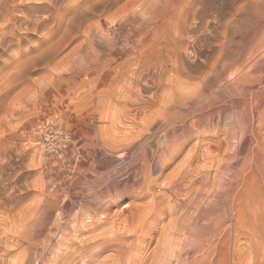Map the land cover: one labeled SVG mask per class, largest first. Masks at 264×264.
<instances>
[{
  "label": "rangeland",
  "instance_id": "1",
  "mask_svg": "<svg viewBox=\"0 0 264 264\" xmlns=\"http://www.w3.org/2000/svg\"><path fill=\"white\" fill-rule=\"evenodd\" d=\"M74 1L76 0H71V1L63 0L64 4L63 2L61 3L63 8L62 7L59 9L56 8L58 12L56 10H52L53 12H46V11L40 12L41 17L51 16V18H49L50 20H48L49 24H51L50 22L53 21V16L55 15L54 19L56 18L55 22L58 25L61 20L63 21L65 19L64 18V14L66 12L65 9L71 10L73 8L71 11L69 10V13L75 10V13L73 12L71 13L70 15L71 17L68 16L71 22L67 19L68 17L65 15L66 22L65 23L63 22L64 25L62 28V30L63 29L65 30L66 27L68 26V23L69 26L72 25L69 28H71L75 32L74 35L72 34L74 37L72 36L71 38H69L70 41L68 40V42L63 46V49L58 57L60 60L58 59L59 61L56 60L54 63H51L50 66L46 68V70L43 69L40 71L39 69H34L36 70L34 71L32 69L31 72L32 71L33 72L32 73L30 72L32 76L27 74L29 77L23 76V78H17V76L14 77L13 75L14 71L10 72L11 68L13 69L15 68V65L12 62H14L15 59L14 57H17V56H13L12 59L13 58L14 59L12 60L10 56L17 55V52L23 48L25 50L23 51L21 50L20 52H18V55L20 53L22 54V52L25 53L30 46L35 47L36 43L42 40L44 36H46L45 28H44L45 31L42 29L41 31H38V33H33L29 35L28 36L29 39L24 41V44L22 43L21 45H18L20 47L13 45L15 47L14 48L11 45L13 50L11 49L10 46L6 48H0L1 49L0 74H2L0 75L1 76L0 81L3 78L5 79L9 76L11 80L10 81L7 78L5 80V84H4V79L2 80L3 83L2 81L0 82L1 84H4V86L0 85V87L1 86L2 88L5 87V89L3 88L4 90L0 89V92L2 91V93H0V97L1 96L4 97L3 93H6L7 91L8 92L6 94H8L9 92L11 93L10 95L9 94L6 95L7 99L3 101V105L2 107H0V264H63V263L65 264V262L67 261L66 256L70 252L71 247L73 246L72 243L78 244V242L80 243L81 239L86 238L87 236H88L87 238L92 237L94 235L93 233H95V231H97L98 228H99L98 231L100 230L104 231L103 228L104 226L107 228L109 227L108 228L110 233L109 235H112L110 229L111 231H113L112 230L113 225L115 228V229L113 228L114 231H116L117 228H120L121 226L123 228L124 222H120L121 223L120 226L119 221H123L126 217H128V223H129L128 227H131L132 230L136 229L135 228L136 225L135 226L133 225L138 221V218H136L138 212L134 211L133 208L135 207V205L137 206V204L142 205L140 209L145 207L147 209V210L141 209L139 210V213L144 210L149 211L150 209L151 212H153L165 206L166 214L164 215V217L162 216L163 220L159 219L158 222L154 223L155 225L159 224L156 226L153 224L151 220L149 221L147 215L146 217H144V219L146 218L147 220V221L145 220L146 222L145 225L143 227L137 226L139 234L132 235L131 237L129 236L130 238L127 237L125 242L130 240V243L128 241V243H126L127 248L126 247L125 248L127 249L126 251L127 252L126 255L128 257L127 260L129 262L132 261L130 264H138L137 261H140L139 264H149V263L156 264V256L160 254V249L162 248L166 249L167 247L168 249L170 248L171 250L173 249L174 251L182 252V256L185 257H181L178 263H176V259L173 255L170 261L167 260V262H164L165 264L167 263L181 264V262H183L182 260H184L182 264H260L262 263L264 258V119H263V125L260 126L261 128L257 127L258 123L256 121L253 122V125L250 127L251 129L248 130V128L246 127L248 134L247 132L246 134H241L242 130L240 129L241 127H243V123L239 124V122L237 123V120H234L236 123L235 122H232L233 124L230 123L233 126L232 125L230 126L229 122L224 121L225 123L221 124L220 126L204 128L205 130V131L203 130L204 136H206V134L207 136L208 134H210L207 138V141L210 139L218 140L221 139V137L223 139L226 135L225 130L229 129L226 127H230V129L233 127L232 130L235 129V132L233 130L234 132L233 136L235 138L232 137L230 139V140L233 139L232 140L233 142L230 141V143L232 142L231 146L230 143L229 145L224 144L222 150H226V148L229 146H230L229 149H231L233 144L234 146L232 147L231 150L229 149L228 151L226 150L225 153L227 154L225 155L224 152H221L222 156H220L219 154L218 157H222V159L217 157L218 159L217 158L214 159L215 162L211 160L212 158L211 156L215 155L216 157L217 156L216 154L218 153L216 150H214L215 147L212 145L213 142L211 140L210 141L212 143L210 141L207 142L206 140L200 139V141H202L203 143L202 144L200 141L198 142L197 140L198 138H195L189 144V146L191 147L192 143L194 145L195 143L198 142L200 143L201 146L199 152L200 156L189 167L191 169H195L196 171L198 170L197 172L201 171L200 174L204 173L205 171L206 172L210 171L211 174L216 173V175L214 174H213L214 176L212 175L213 177L211 176L212 179L218 177L216 179L217 181L215 179L211 181L212 179L209 177L211 175L210 172L207 174L206 172L204 173L206 180L203 188L205 187L206 188L202 189V192L200 194L201 204H203L202 208H205L204 210H207L209 206L213 207L215 204L216 205L222 204V201L226 203L228 192L230 193L229 194L230 200L232 197H234L233 195L235 193L233 192H236L234 198H238L237 199L238 203L245 205V206L242 205L240 206L245 207L244 220L246 225L244 227L242 226V224H240L239 228H237L238 231L232 234L234 236L227 235V233L225 234L227 236H225L224 235L225 232L223 230L222 233L220 232L217 235L218 237L214 236V238L216 239L215 241V239L212 236L210 238L209 237L210 235L204 234L205 250H202L200 252L199 251L194 252L191 242L173 243L172 245L168 246V244H166L161 239V233L159 232L162 231L161 228L163 227V225L168 224L170 219L173 218L172 216H169V214L170 211L174 210L172 208L173 205L175 204L176 197H174L175 196L174 194L171 195V192L167 189L161 190L159 188V185L163 186L164 183H166L167 181V178L165 179L164 176L165 177H167V175L170 176L172 172H175V169H177L181 165L182 161L180 163L179 160H181L182 159L181 157H184V154L187 153L186 151L190 149L188 148L189 146L186 147L185 151L180 156L176 157L173 161H171V163L166 166L167 168H164L162 172H160L161 169L160 163L158 162L159 163L158 164L156 160H153L155 163L152 161V165L153 164L154 165L153 167H151L150 173H151V179L156 181V184L153 187V191L154 190L156 191L157 197L155 195L156 199L145 198L147 201L148 199L151 201L153 200L152 202L150 201L147 202L146 200H144V198L136 199L135 194L134 196L133 194H129V195L124 194L121 197V199H123L125 203L121 204L118 207L113 206L111 209H109L108 212H105V214H107L106 217L105 214L100 215L98 213L100 211L98 210L99 205H97L99 198H97L96 195H94L95 189L97 190L96 192L98 191L100 192L102 190L100 193H103V191L105 193V191L106 192L108 191L109 186H106L103 183L107 187L106 188L104 185H102L103 189L105 190H103L102 188L101 189L96 188L97 182L99 183L101 180H97L96 182V180L93 178L104 173L110 174L114 172L116 174V177L118 176V174L122 175V177L121 175H119V177L116 178V183L120 185L123 183L124 181L123 179H125L124 177H126L127 175V172L125 171L126 163L122 161L120 157L122 147H120L119 150L109 149L110 146L114 144L108 142L107 135L101 134V131L104 130L102 127L107 124H110V122L113 123V125L116 124L112 128L113 131L114 129L116 131L112 132V130H110L111 133L113 134L115 133L114 136L116 137L117 135L118 139H124L126 134H128L129 132L131 133L139 130L141 128L140 124L143 121L145 114H148L152 108H153L152 110L155 111L157 107L161 104L160 103L161 101H159L161 99L159 98L157 103H153L150 108L149 106L148 108L146 107V109L149 112L145 111L146 109H144L143 111L144 113L139 111L138 113H136V117L133 116L132 114L130 115L129 109L131 108L133 109L135 107L130 108L131 103L129 104L130 101L129 99L132 98V95L130 94L131 93L134 94L133 93L134 90L131 87L133 81L131 82L132 79L128 76L131 75L130 73L133 74V72L137 69V67L134 68V66H137L139 62L142 63L144 61L147 64L149 60L150 63L153 62L154 60V62L156 61L158 65H162L163 67H165L166 66L165 64L167 62L168 68L166 66L165 77L166 78L168 77V79L171 80L168 81L167 79L168 81L167 82L165 81L166 79L165 78L163 86H161L162 89L163 88L164 89L162 90L160 87V89L158 88L159 89L158 91V89L156 88L157 89L156 92L158 93V97H160V95H162L163 97L167 96L166 98H168V101L169 99L172 98L170 100L171 102H173V100L174 101L178 100L180 97L183 98L184 97L183 93L185 94V92L191 93L195 91L198 87V84L197 87H195L194 85L196 83H199L200 85L202 84L200 83V81H201V77L205 76L204 72L205 74L206 73L209 74L211 72L209 66L200 65L201 67H199L197 72H192L191 76L185 77L187 81L183 77L185 80L184 81L182 77H180L179 79L176 76L177 73L175 72V70L173 69L170 70L171 65L173 66L174 63L176 62H175V58H173L171 54L172 53L171 48H173V46L167 41L168 38L166 39V37L169 36L168 32H170V28L168 27L166 29H168L169 31L165 29L164 32H161V34L158 33L156 35L157 37L160 38L158 40L157 38H154L151 42L150 39L154 37L153 35H151L148 39V42L145 43L146 45L149 43L151 44L150 46H148L149 47L148 50L142 53L144 50L143 47H141V45L139 44V40H140V38L138 39L139 35L138 37H136L133 33V30L137 27V23L141 21L142 18L144 19L146 16L144 15V13L137 10L140 9V7H138L139 3H141L140 0L139 1L137 0L138 5H136L137 4L136 0H119L120 2L118 4H117L118 0H116L117 2L115 0H111L113 2L110 1L109 2L110 4L108 3L106 4V6L103 3L104 0H91V1L87 0V2L89 1L88 3H84L86 2V0L85 1L78 0V2L75 3ZM98 1L102 5L100 4L97 5ZM199 1L201 0H194V1L175 0L171 5L172 8L170 9L174 10L177 8L178 10L181 9L183 11V9L191 5V2L198 3ZM209 1L212 3L213 6L209 12V16H207L206 18L207 23L210 24H208V27L207 25H205V28L202 29V32L204 35H207L208 41L210 42V44L212 43L211 44L212 47L205 49L203 51L204 55L212 56V57L215 56L214 58L219 57L218 67L220 69L222 68L221 65L224 63L223 61H225V59L228 58L230 60L229 62L232 64V67L229 68V71L227 72L226 75L228 77V74L231 71H234L235 73L233 77L234 79H232L234 80L233 84L231 83L232 81L230 82V80H228L227 78L225 80L226 83L225 81L221 83L219 89H225L226 87L225 85L228 84V85H232V87H235V90L237 91V92L235 91V93L238 94L240 93L241 95L247 93V96L248 95L250 96L249 93H254V96L257 95L258 93L260 94L259 96H262L263 94L262 91L260 90L263 89L264 83H260V81L256 79H249L248 82H250L251 87L246 89V91L245 90L243 91V89L239 90V85H236L235 82L240 81L238 79L241 77V75L247 72L249 74H254L255 72L251 71V67L254 64L262 63V62L264 63V58H262L264 56V45L258 49V46H260L261 43L264 42V27L256 31L257 27H255V24H252L251 21L246 23L245 22L241 23L240 21L241 17H244L249 13L251 14L254 13L256 10L255 8H257L256 5L263 7L264 0H209ZM72 3L75 4L74 7ZM79 4L81 6L82 4L83 6H85L86 4L87 6L90 4L92 5H90L89 9H88L89 6L86 9L85 7L80 6L82 8L81 9L79 8ZM182 5H184L183 7L185 8H183ZM96 6H100L99 8L100 9L102 8V11ZM83 8L86 10V12ZM96 8L98 9V11H96ZM76 9L82 11L79 10L76 11ZM93 9L95 11H93ZM87 10L88 11L90 10V12H88ZM54 12H56V14ZM76 12L77 13L79 12V14H77ZM133 12H135L138 15L134 14ZM78 15L80 17H78ZM73 16H76L77 19L81 18V20L79 19L75 20L74 18L76 17ZM73 22L74 24L79 22V24H76L75 27L73 26V24H71ZM133 22L134 24H132ZM52 23L54 24V21ZM132 25H134V27ZM77 26L78 27L81 26L80 29ZM74 27L77 28L78 30L75 29ZM164 33L165 34L168 33V34L165 35ZM60 35H58V37ZM231 36L232 37L235 36L233 41H230ZM244 39L248 41L247 45L245 43L247 41H244ZM155 41L157 42L155 43ZM158 41L160 43L159 45L157 44ZM154 43L155 45H152ZM80 45L82 46L81 48H84V51L89 49L91 50V51L89 50L91 54L90 55L91 59H93L94 57L96 58L95 55L103 56L102 61L104 65L101 64L102 62H100V64L104 68L103 71H97L93 69L90 72L89 76H87L85 81L80 82L77 85L78 87L75 86L74 89L71 88V84L63 85V88L62 87L59 88L58 86L57 87L51 86L50 84L52 81L55 80L56 75L62 74L63 72L65 73L70 68L69 63L64 60L65 56L70 54L71 52H73L74 54L73 49L79 47ZM156 46L158 48H156ZM244 46H246V48ZM152 48L154 51L152 50ZM191 51H192L191 49L189 51H186L187 53L188 52L190 53L189 60L194 59L193 52ZM149 52H152V54ZM148 54H150L151 56ZM231 56L233 57L234 61L231 60ZM107 59L110 60L108 61ZM145 59H147L148 62H146ZM7 60L9 62H7ZM136 60L138 61V63H136ZM140 60H142V62ZM7 63L10 64L8 65ZM127 63L128 65H126ZM140 63L138 65L139 71L141 70L140 67L145 65L143 63L142 64ZM129 64L131 65L130 68H129ZM7 65L9 67V73L8 71L6 72L5 70L8 68ZM126 66L128 68H126ZM13 69H11V71ZM3 71L4 73L5 72L7 73V76L5 74V77H3L4 76ZM139 71L137 70L135 71L136 73L135 72L134 73L138 74ZM10 73L13 77L10 75ZM170 75L172 77L174 76V78L170 77ZM64 76H66V74H64ZM175 76L177 77L176 79L177 81L175 80L176 78ZM15 79H17V81ZM81 79H83V77ZM123 79L126 80V82ZM181 80L184 82H181ZM23 81H25V83ZM178 81L180 83H178ZM21 82L24 84L21 85ZM228 82H230L231 84H229ZM6 83L10 85L8 86ZM6 85L8 88L6 87ZM132 90L133 92H131ZM142 95L144 96L147 95L148 97H150V94H145L144 92H142ZM241 95L237 96L236 94V97L239 98ZM173 96H175L174 99ZM176 97L178 98L175 99ZM126 98L129 99L127 100ZM125 99L127 101H125ZM252 99L253 100L251 104L253 106L251 105V107L253 108L255 107L254 106L255 104H253L255 103V98ZM127 102L128 104H124ZM154 105L155 107L158 105L155 108V110H154ZM126 107L127 109H125ZM257 110H256L257 112H255L256 115L264 116V99H262L259 106H257ZM232 111L237 112V109H233ZM135 112L136 110H133L131 113H135ZM258 117L255 116V119H257ZM227 123L229 126L227 125ZM133 127L134 129L132 130ZM95 129L96 131L94 132ZM206 129L208 130V132ZM222 132L224 133L223 136L220 135ZM156 134H155L156 136L153 137V139L151 137L150 140L151 146L153 144L155 145L157 141L162 140L161 139L162 133L157 132ZM238 134H240L242 137ZM214 135H216V138L214 137ZM101 136L104 137L102 138ZM104 139L106 140L107 144H105L106 142L103 144V142L105 141ZM204 139H206V137ZM127 143L128 141H124V143L122 142L121 144H124V146H126ZM106 146L109 147L107 148ZM211 146L213 149H211ZM203 147L205 148L203 149ZM206 147H208L209 150H207ZM238 148L239 150H237ZM151 149L150 151H153V148ZM201 150L202 152L208 151L206 152L208 153V155L205 154L204 152L202 154ZM232 150L236 152V155L235 152H233ZM229 152H231L230 153L231 155L229 154L230 158L236 156V158H231V160L236 159L237 163L235 160L231 161L230 158H228L227 155ZM201 156L202 157L204 156V158H202ZM201 158L202 159L206 158V161L202 160ZM223 158L226 159L224 160ZM207 160H211V161L209 162ZM219 160L222 161L223 163L224 161H226L228 162V164L229 161H231L233 164H229L230 165L229 166L226 162L225 164H223L222 162L220 163ZM174 161L176 163H174ZM211 163L214 164L212 165ZM215 163L216 164L220 163V166L225 165V166H221V169H219L221 173H219L220 172L219 170L217 172V169L214 167L216 165ZM194 164H196L195 167ZM233 166L235 167V169ZM121 168L122 170H120ZM239 169H243L244 173ZM114 170H116L117 172ZM162 174L164 175L163 177ZM234 174H238V176L237 177L236 175L233 176ZM241 174H244L243 175L244 177H242L243 180L238 179L239 176L241 178L242 176ZM223 178L225 181L223 180ZM236 178L238 181H233L236 180ZM117 179H121L122 181ZM206 181H209V183L207 182L208 187ZM231 181H233V183L234 182L238 183V184L234 183L237 186L238 185L241 186L243 183L244 184L240 188L239 186L237 187L233 183H231ZM217 182L219 183V185ZM216 183H217V187L215 186ZM92 184L95 185L93 186ZM209 185L210 186L214 185V186L210 187ZM234 187L239 191L236 190ZM212 188L216 189V191L215 190L213 191ZM217 188H219L220 191ZM92 189L94 190V192H92L93 191ZM206 189L207 190L210 189L211 191H209V193L208 191H206L207 193H205L204 190ZM244 190L247 192L245 193ZM99 192L97 194H99ZM210 192L212 193L211 195ZM203 193L205 195L207 194V196H205ZM220 193L222 194L226 193V194H223L222 196V194ZM161 194H163L164 196L163 195L161 196ZM239 194H241L240 197H237L239 196ZM168 196L169 197L171 196V198L169 199ZM207 197L209 200L207 199ZM242 198H244L246 201L243 202L244 199ZM216 201H218V203H215ZM152 203L153 204L156 203L157 205L155 206ZM131 204L132 207L134 205L131 212L126 211L124 213L125 216L126 215L128 216L125 217L124 215H122V220L119 219V221H116V223H114V220L118 217L117 214L122 209L126 210L127 208H130ZM149 205L150 207L154 206V209L150 208ZM171 205L172 208L170 207ZM96 209L98 210V212ZM167 210L169 211L167 212ZM114 211L117 217L114 215ZM132 211L137 213L130 216ZM86 213H88V215ZM80 214L87 223L96 222V220L98 219V215L99 218L103 216L101 217L103 219L108 217L107 218L108 221L107 222L104 221L102 224L100 223L98 224V222H96L95 224H91V226L88 227L89 229L95 228L94 226L96 225L97 228L95 231L94 230L91 231L90 234L89 232L87 233V231L85 232L83 231L84 233L81 232L80 234L77 235L75 231L79 229V225L77 226L76 220L79 219ZM93 214L94 215L98 214V215L94 216ZM123 216L125 217L124 219ZM94 218L97 219L93 220ZM112 220L113 222L111 223ZM132 221H136V222H132ZM117 224H119L120 227H118ZM107 228L105 229L107 230ZM118 230L116 231V233H118L121 236H124L122 233L121 234L119 233V232H123V229L121 230L120 228ZM98 231L97 233H99ZM113 234L116 235L115 233ZM138 236L141 237L144 236L146 242L145 241L141 242L138 239ZM207 237L209 238L208 241H207ZM73 238H75V240ZM210 241L211 242L215 241L214 244L216 243L215 245L217 246L214 245L213 248L208 249L209 247L208 245ZM132 242L135 243L133 244ZM185 246L188 248V250H186L187 248ZM111 252L114 253L112 250ZM155 253L157 254L155 255ZM108 254H110V251H108ZM152 258L154 260L153 263L151 262L153 261Z\"/></svg>",
  "mask_w": 264,
  "mask_h": 264
},
{
  "label": "bare ground",
  "instance_id": "2",
  "mask_svg": "<svg viewBox=\"0 0 264 264\" xmlns=\"http://www.w3.org/2000/svg\"><path fill=\"white\" fill-rule=\"evenodd\" d=\"M110 1L111 0H104V2L103 1L102 2L106 6V4H108ZM174 1L175 0H147V1L146 0H143V1L140 0L141 3H139V5H138V2L136 0V3H137L136 5H138V7H140V9H137V10L142 12V13H144V15H146L144 19L142 18V20L137 23V27L133 30V33H134V35L136 37H138V35H139V37H138V39L140 38L139 44L141 45V47H143V50H144L142 53L146 52L148 50V48H149L148 46H150V44H151V43H149L147 45L145 44V43L148 42L149 37L151 35L154 36V37H152L150 39L151 42H152V40L154 38H157V40L160 39L156 35L158 33L161 34V32H164L165 29L168 27V28H170V32H168L169 36L166 37V39L168 38L167 41L173 46V48L170 47L172 49V53L171 54H172V57L175 58V62H176V63H174L173 66L171 65V68H170V70L173 69L177 73V75L176 74H174V75H176L179 79H180V77H182V78L183 77L184 78L185 77H189V76H191L192 72H197L198 71L199 67H201L200 65L209 66L211 73H209V74L206 73L205 74V72H204L205 76L201 77V81L199 80L200 83H202V84L200 85L199 83H196L194 85L195 87H197V84H198V87H197V89L195 91L191 90V91H193L191 93L185 92L186 96L183 93V95H184L183 98L180 97L178 100H176V101L173 100V102H171L170 100L172 98L169 99V101H168V98H166L167 96L163 97L162 95H160L161 94L160 93L159 94L160 97H158V93L156 92V90L158 88L160 89V87L163 86L164 79L166 78L165 77V71H166L165 69H166V66H167V62L165 64L166 66L163 67L162 65H158L156 61L154 62V60H153V62L150 63L149 59H148L149 62L147 61V59H145L146 62H148L146 64L144 61L142 62V60H143L142 59L140 61L143 64H145V65L144 66L140 65L142 67H140L141 70L139 71L138 65H139L140 62L138 63V61L136 60V63H138V65L134 66V68L137 67V69L135 71L138 70L139 73L135 74L136 72L134 71L135 73L134 72H133V74L130 73L131 74L130 75L128 73L129 71L127 72L130 75L128 77H130L132 79L131 82L133 81L131 87L134 90V92H133V90L131 91L134 94H132V93L130 94V95H132V98L131 99L128 98L130 100L129 104L131 103L130 104L131 105L130 108L131 107H135L133 109L132 108L129 109L130 115L132 114L133 116L136 117V113H138L139 111L143 112L144 109H146V107L148 108V106L150 108L153 103H157L159 98L161 99V100H159V101H161L160 102L161 104L159 103L160 105L159 106L157 105L158 107L156 106L157 107L156 110H155L156 107L154 105V110L155 111L152 110L153 108L151 109L152 111L150 110V112L146 109L145 111H148L149 113L147 112L148 114H145V117L143 118V121L140 124L141 128L139 130L135 131V132H131V133L129 132L128 134H126L124 139H118L117 135H116V137L114 136L115 133L114 134L111 133L110 130H112V132L116 131L115 129H114V131L112 129L113 126H115L116 124L113 125V123L110 122V124H107V125L102 127L104 130L101 131V134L107 135L108 136L107 137L108 138V142H111L112 144H114V145H111L109 149H112V150L113 149H115V150L118 149L119 150V148L122 147L121 148L122 151L120 153V157H121L122 161H124L126 163V167H125L126 170L125 171L127 172V175H126V177H124L125 179L122 178L124 181L120 185H118L116 183V178H118L119 175H121V174H118V176L116 177V174L114 172H112L110 174L108 173L109 175L107 173H104V174H101V175L96 176L95 178H93V179L96 180V182H97V180H101L99 183L97 182L96 188H99V189L102 188L103 189L102 185H104V184L106 186H109L108 187V191L107 192L105 191V193H104V191H103V193H100L102 191L101 190L100 192L98 191L99 194H97L98 193V192H96L97 190L95 189V192H94V190L92 189L93 190L92 192L95 193L94 195H96V197L99 198V201H98L97 205H99L98 210H100V211L98 212V210L97 209L96 210H97V212L100 215H104L105 212H108L109 209H111L115 204H117L118 201H117L116 196L114 194H120V197H122L124 194H128V195L129 194H133V196L135 194V196H136L135 198L136 199H143V198H144V200H146L145 198L154 199L155 195H156V191L155 190L153 191V187L156 184V181L151 179L150 169L154 165V164L152 165V161L156 160L157 163L158 162L160 163V165H161V166L159 165L161 167L160 172H162L164 170V168H167L166 166L169 165L171 163V161H173L176 157L180 156L185 151L186 147L189 146V144H190V142L192 140H194L195 138H198L197 139L198 142L200 141V139H203V140L207 141V138H208V136L210 134H208V136H207V134H206V136H204V132H203L204 128L217 127V126H220L221 124L225 123L226 121L229 122V124H230L232 122H235L234 120H237V123L238 122H239V124L243 123V127L240 126L241 127L240 130H242L241 134H246L247 128H248V130L251 129L250 127L253 125V122L256 121L258 123L257 127H260V126L263 125L264 116L263 115L262 116L256 115L255 112L258 111L257 110V106H259V104L261 103L262 99H264V87L262 86L263 89L260 90V91H262V94H263L262 96H259L260 94H258L257 92H256L257 95H255V96H254V93H249L250 96L249 95L247 96V93L243 94V95H241L240 93L239 94L235 93V91H236L235 87H232V85H228V84L225 85L226 86L225 89H219L221 83H223L227 78H228V80H230V82L232 81L231 83L233 84L234 80H232V79H234L233 78L234 75H235L234 71H231L228 74V77L226 75L227 72L229 71V68L232 67V64L229 62L230 60L227 58V59H225V61H223L224 63L221 65L222 68L220 69L218 67V64H219L218 58L219 57L218 58H214L215 56L212 57V56L204 55L203 51L205 49H208V48L212 47V45H211L212 43L210 44V42L208 41L207 35H204L203 32H202V29L205 28V25H207V27H208V24H210V23H207V19L206 18H207V16H209V12H210V10L213 7L212 3L209 0H203V1L201 0L198 3H195V2L192 3L191 2V5H189V7H187V8L183 7L184 5H182V7L185 8L182 11L181 9L178 10L177 8L174 9V10L170 9V8H172L171 5L173 4ZM62 2H63V0H0V48H6L8 46L11 47V45L12 46L13 45L18 46V45H21L22 43L24 44V41L29 39L28 38L29 35H31L33 33H38V31H41L42 29L44 30V28L46 29V32H45L46 36H44V38L42 37L43 39L40 40L39 42H37L38 44L36 43L35 47L34 46L33 47L30 46L28 48V50L26 49L27 51L25 53L22 52V54L20 53L19 55H18V52H20L21 50L22 51L25 50L24 48L19 50L18 52L16 51L17 55H12V56L9 55L11 57V59H12L13 56H17V57H14L15 59L13 58L14 62H12L15 65V68H14L15 70L10 67L11 69H13L12 71L10 69V72L14 71L13 72L14 77L17 76V78H23V76L25 77V76L31 75L30 72H31L32 69L33 70L34 69H39L40 71L43 70V69L46 70V68L49 67L51 63H54L56 60L59 59L58 57H59V55H60V53H61V51L63 49V46L68 42L69 38H71L75 34V32L71 28H69L70 26H72V25L69 26V23H68V26L66 27V29L62 30L63 25H64L63 22L64 23L66 22L65 21L66 20L65 15L68 17V16L71 15L72 12L75 13V10L69 13L70 9H65V11H66L65 14H64V18L65 19L63 18L64 19L63 21L59 20L60 22H59L58 25L55 22L56 18L54 19L55 15L53 16L54 24L52 23L53 21L50 22L51 24H49L48 20H50L49 18H51V16L49 15L50 17H48V16L41 17L40 16V12H42V11L53 12L52 10H56V8L59 9V8L62 7V4H61ZM64 2H66V1H64ZM64 2H63V4H64ZM75 2H78V0L74 1V3ZM88 2L86 0V2H84V3H88ZM111 2H113V1H111ZM119 2L120 1L118 0L117 4ZM188 2H190V1H188ZM68 3H70V2H68ZM74 3H72L73 7L75 6ZM80 4H79V8L85 7V9L88 6H89L88 9H89L90 5H92V4H90V5L87 6V4H86L85 6H83V4H82V6H81ZM99 4L100 3L98 1L97 5H99ZM77 5H78V3H77ZM100 5H102V4H100ZM105 6H104V8H105ZM256 6H257V8H255L256 10H255L254 13H252V14L249 13V14L245 15L244 17H241V20L240 19L239 20L241 21V23H243V22L246 23V22L251 21L252 24H255V27H257L256 31H258L260 28L264 27V6L263 7H260L258 5H256ZM96 7L99 8L100 6H96ZM108 7H107V9H108ZM68 8H69V6H68ZM91 8H93V7H91ZM78 10L76 9V11H78ZM100 10L102 11V8ZM79 11H82V10H79ZM93 11H95V10L93 9ZM96 11H98L97 8H96ZM212 11H214V10H212ZM85 12H86V10H85ZM88 12H90V10ZM54 13L56 14V12H54ZM133 13L136 14L137 11H136V13L135 12H133ZM77 14H79V12ZM60 15H62V14H60ZM136 15H138V14H136ZM80 16H81V14H80ZM80 16L78 15V17H80ZM73 17H76V16H73ZM59 19H61V18H59ZM67 19L71 22L69 17ZM74 19L76 20L77 17L74 18ZM79 20H81V18ZM223 23H225V22H223ZM71 24H73V26H75L76 24H79V22H77L76 24H74V22H73ZM132 24H134V22ZM132 26L134 27V25H132ZM80 27H78V28L80 29ZM75 29H77V28H75ZM166 30L169 31L168 29H166ZM168 33H166V34H168ZM164 34H162V35H164ZM212 34H215V33H212ZM58 35H60V36L58 37ZM158 36H160V35H158ZM234 38H235V36H233V37L231 36L230 37V41H233ZM244 41H247V40L244 39ZM156 42L157 41H155V43ZM155 43L152 44V45H155ZM169 43H167V44H169ZM245 43L247 45L248 41L245 42ZM157 44L158 45L160 44L159 41H158ZM243 44H244V42H243ZM263 45H264V42L261 43L260 46H258V49L261 48ZM27 46H28V44H27ZM76 46H78V45H76ZM10 47H9V50H10ZM18 47H20V46H18ZM81 47L82 46L80 45L79 47H76L75 49H73L74 50V54H73V52H71L70 54L65 56L64 60L69 63L70 68L65 73L63 72L64 74H66V76H64L63 73L59 74V75H56L55 76V80L52 81L51 84H50L51 86H56V87L58 86L59 88H61V87L63 88V85L71 84V88L74 89L75 86H77L80 82L85 81V79L87 78V76H89L90 72L93 69L97 70V71H103L104 68L101 65V64H103V61H102L103 56L102 55L101 56L95 55L96 58L94 57L93 59H91V57H90V55H91L90 51L91 50L89 49L90 51L89 50L84 51V48H81ZM244 47L246 48V46H244ZM156 48H158V47L156 46ZM170 48H168V49H170ZM245 48H243V49H245ZM11 49H12V47H11ZM188 49L189 50L191 49L192 50L191 52H193L194 59H192V60H189V58H190L189 54L190 53L186 52V51H189ZM17 50H18V48H17ZM152 50H153V48H152ZM152 52H149V53L152 54ZM9 54H10V52H9ZM168 54H170V53H168ZM148 55H150V54H148ZM232 55H233V53H232ZM141 56H143V55H141ZM229 57H230V55H229ZM167 58H169V57H167ZM262 58H264V56ZM231 60L234 61L232 56H231ZM167 61H169V60H167ZM7 62H9V61L7 60ZM100 62H102V63L100 64ZM160 62H161V60H160ZM5 63H6V61H5ZM136 63H135V65H136ZM142 63H140V64H142ZM8 65H7V67H8ZM126 65H128V63ZM10 66H12V65H10ZM130 66L131 65L129 64V68H130ZM2 67H4V66H2ZM105 67H106V65H105ZM126 68H128V67L126 66ZM167 68H168V66H167ZM7 69H5V70H6V72L8 71V73H9V67ZM34 71H36V70H34ZM251 71H254L255 73L258 72V73L255 74L253 72L254 74H249L247 72V73L241 75V77L238 79L240 81L235 82L236 85H239V90L243 89V91L244 90L246 91V89L251 87L250 82H248L249 79H256V80L260 81V83H264V63L263 62L254 64L251 67ZM6 72L4 73V71H3V75H4L3 77H5V74L7 76ZM0 75H2V74H0ZM10 75H11V73H10ZM201 75H203V74H201ZM82 77H83V79H81ZM128 77H126V78H128ZM170 77H172V76L170 75ZM177 77L175 78V80L177 79ZM7 78H8V80H10V76L7 77ZM7 78H5V79L3 78L4 79V84H5V80ZM172 78H174V76ZM184 78H183V80H184ZM167 79H168V77L165 79V81H167ZM15 80L17 81V79H15ZM170 80L171 79H168V81H170ZM185 80H186V78H185ZM25 81H23V82L25 83ZM124 81L126 82V80H124ZM184 81L181 80V82H184ZM235 81H236V79H235ZM230 82H228V83L231 84ZM2 83H3V81H2ZM8 83H9V81H8ZM8 83H6V84L8 85ZM24 83L21 82V85L24 84ZM31 83H32V81H31ZM178 83H180V82L178 81ZM225 83H226V81H225ZM4 84L0 83V85H2V86H4ZM7 85H6V87H7ZM189 85H190V83H189ZM2 86L0 87V89H3V88L5 89V87L2 88ZM182 86H184V85H182ZM13 89H14V87H13ZM159 89H158V91H159ZM161 89H162V87H161ZM9 91H10V89H9ZM142 92H144L145 94H150V97H148L147 95H145V96H147V97H145L144 95H142ZM247 92H249V91H247ZM0 93H2V91ZM6 93H3L4 96L8 95L10 92L8 94H6ZM236 94H237V96L238 95H241V96L239 98H237ZM133 95H134V97H133ZM251 95H252V98H255V103H253V104H255L254 105L255 107H253V108L251 107V105H252L251 103H252V100H253L251 98ZM174 97L175 96H173V99H174ZM177 98L178 97H176L175 99H177ZM126 99H125V101L128 100V99L127 100ZM124 104H128V102L124 103ZM122 108H123V106H122ZM125 109H127V107ZM233 109H237V112L236 111L233 112L232 111ZM133 110H136V112L135 113H131ZM255 116L256 117L259 116V117L257 119H255ZM232 124H230V126ZM227 125H228V123H227ZM137 126H139V125H137ZM238 127H239V125H238ZM226 128H229V129H226V130L224 129L226 135H225V137L223 139H222V137H221V139H218V140H215V139L211 140L210 139L213 142L212 145L215 147L214 150H216L217 153H218V154H216L217 155L216 157H215V155L211 156L212 157L211 160H213V162H215L214 159L217 158L219 154H220V156H222L221 152H224V155L227 154L225 152H226V150L228 151L229 147L231 146V143L233 142L232 141L233 139L232 140H230V139L232 137L235 138L233 136V133L235 132V129H233L234 130V132H233V130H232L233 127L231 129H230V127H226ZM133 129H134V127L132 128V130ZM95 131H96V129L94 130V132ZM260 131H258V132H260ZM157 132H161L162 133L161 134V136H162L161 139L162 140L157 141V143L155 145L153 144L151 146L150 145L151 137L153 139V137H155L157 135L156 134ZM207 132H208V130H207ZM223 134L224 133L222 132L220 135L223 136ZM247 134H248V132H247ZM238 135H240V134H238ZM246 136H248V135H246ZM205 137H206V139H204ZM214 137L216 138V135H214ZM211 138H212V136H211ZM210 140H208V141H210ZM124 141H128L126 146H124V144H121L122 142L124 143ZM230 141H232V142L230 143ZM105 142H106V140L103 142V144ZM198 142L195 143L194 145L192 143V146L188 147L190 149L187 150L186 151L187 153L184 154V157H181L182 159L179 160L180 163H181V161H182V163L177 169H175V172H172V174L170 176L167 175V177H165L162 174V177L164 176L165 179L167 178V181L164 179L166 181V183H164L163 186L159 185V188L161 190L162 189L163 190L167 189V190H169L171 192V195L174 194L175 195L174 197H176L175 204L173 205V208H172V205L170 206L174 210L170 211L169 216H172L173 218L170 219L168 224L163 225L162 228L160 226V228L162 229V231L159 232V233H161V239L166 244H168V246L172 245L173 243H180V242L181 243L182 242L188 243V242H191V245H192V248H193L194 252L195 251H199L200 252L202 250H205L204 249V247H205L204 234L210 235L209 236L210 238H211V236L214 238V236L218 237L217 235L220 232L222 233V231L224 230V232H225L224 235L227 233V235L234 236L232 234H234L236 231H238L237 228H239L240 224H242V226H244V227L246 225L245 220H244L245 207H241L240 205H242V204L238 203V200H237L238 198H234L236 192H233V193H235L234 195L231 194V195L234 196V197L231 198V200H230V197H229L230 193L228 192V194H227L228 195L227 196V202L226 203L222 201V204H218V205L215 204L213 207L209 206L207 210H204L205 208H202L203 204H201L200 194L202 192V189L206 188V187L203 188L205 180H206V177H205L204 173L206 171L204 173L200 174L201 171L197 172L198 170L196 171L195 169H191L189 167L200 156L199 152H200L201 146H200V143H198ZM200 142L202 143V141H200ZM229 143H230V146L227 147L226 150H222L224 144L229 145ZM105 144H107V142ZM205 146H206V144H205ZM233 146H234V144H233ZM232 147H231V149H232ZM151 148H153V151H150ZM204 148L205 147H203V149ZM206 148H207V150H209L210 146H209V149H208V147H206ZM211 149H213L212 146H211ZM231 149H229V150H231ZM235 150H236V148H235ZM237 150H239V148ZM232 151L235 152L234 150H232ZM203 152L201 150L202 154H203ZM206 152H208V151H205L204 153L208 155V153H206ZM233 152H232V155H233ZM230 153L231 152H229L228 155H227L228 158H230V156H229ZM211 154H212V152H211ZM235 155H236V152H235ZM202 158H204V156ZM218 158L222 159V157H218ZM231 158H236V156L235 157H231ZM231 158H230V160H231ZM248 159H249V156H248ZM202 160L206 161V158L202 159ZM211 160H207V161L210 162ZM234 160L236 161V159H234ZM234 160H231V161H234ZM231 161H229V164H233ZM219 162L221 163L222 161L219 160ZM225 162L226 161H224V163L223 162L222 163L225 164ZM174 163H176V162L174 161ZM220 163H218V164L215 163L217 165V167H216V165L214 167L217 169V172H218L219 169H221V166H225V165H221L220 166ZM226 163L228 164V162H226ZM236 163H237V161H236ZM196 164H194V167L196 166ZM211 164L213 165L214 163H211ZM216 169H213V170H216ZM234 169H235V167H234ZM244 169H246V168H244ZM120 170H122V168ZM239 170H241L244 173L243 169H239ZM114 171H116V170H114ZM125 171H122V172H125ZM229 171H231V170H229ZM209 172H206V174L209 173ZM219 173H221V171ZM224 173H226V172H224ZM234 173H237V172H234ZM239 173H241V172H239ZM210 174H211V172H210ZM213 174H211L209 177L211 178V176ZM214 175H216V173ZM235 175H236V177L238 176V174H234L233 176H235ZM241 175H242L241 178H240V176L238 178L239 180L242 179V177H244L243 176L244 174H241ZM228 176H226V177H228ZM121 177H122V175H121ZM209 177H208V179H209ZM217 178L218 177H216L214 179L216 180ZM224 178H223V180H224ZM93 179H92V181H93ZM214 179H212L211 181H213ZM233 179H234V177H233ZM117 180H121V179H117ZM220 180H221V178H220ZM233 181H238V180L236 178V180H233ZM233 181H231V183H233ZM244 181H242V182H244ZM246 181H247V179H246ZM207 182L209 183V181H206V184H207ZM215 182H212V183H215ZM248 182H249V180H248ZM217 183L215 185L216 187H217ZM224 183H227V182H224ZM231 183H229V184H231ZM234 183L238 184L236 182H234ZM210 185H211V183H210ZM218 185H219V183H218ZM227 185H225V186H227ZM213 186H210V187H213ZM235 186H237V185H235ZM241 186H239V187L241 188ZM207 187H208V184H207ZM246 188H247V186H246ZM212 189H213V191L214 190L216 191V189H214V188H212ZM217 189L219 190V188H217ZM103 190H105V189H103ZM236 190H238V189H236ZM206 191H208V193H209V191H211V190L210 189L209 190H207V189L204 190L205 193H207ZM240 192H241V190H240ZM246 192L247 191H245V193ZM163 193H165V192H163ZM226 193H223V194H226ZM211 194L212 193L210 192V195ZM220 194H222V193H220ZM223 194H222V196H223ZM94 195H92V196H94ZM162 195L163 194H161V196ZM240 195L241 194H239V196H237V195L236 196L240 197ZM205 196H207V194ZM214 196H216V195H214ZM156 197H157V195H156ZM168 198L170 199L171 196L170 197L168 196ZM207 199H208V197H207ZM242 199H244V198H242ZM222 200H224V199H222ZM149 201L152 202L153 200L151 201V200L148 199L147 202H149ZM173 201H174V199H173ZM213 201H214V199H213ZM244 201H246V200L244 199L243 202ZM138 202H136V203H138ZM211 203H213V202H211ZM215 203H218V201H216ZM132 204H131L130 208H127L126 210L121 208L122 210L120 212L118 211L119 212V213L117 212L118 214L116 213L118 215V217L115 215V211H114V215L117 217V218L115 217L116 218L115 220L113 219L114 223H116V221H119V219L122 220V215H124V213L126 211H128V212L130 211L131 212L132 208L134 207V205L132 207ZM153 205L156 206L157 204L155 203ZM238 205H239V207H238ZM141 206L142 205H140V204H137V206L135 205V207L133 209H134V211H137L138 213L132 211V213L130 214V216H131V215L137 213L136 218H138V221L137 222L136 221H132V222H136L133 225V226L136 225V227H135L136 229L132 230L131 227H128L129 226L128 217H126L128 215H126V216L124 215L126 218L123 216V219L124 218L125 219L123 221H119V223L120 222H124L123 228L121 226V223H120L121 227L119 226V224H117L118 227L121 228V230L123 229V232H119V233L120 234L122 233L124 236H121L118 233H116V231L118 229H120V228L116 227L117 230L114 231L115 228H114L113 224H112L113 228H114V229L112 228L113 231H111V229H110V232L112 233V235H109L110 234L109 230H108L109 227L108 228L105 227L104 224H103L104 231H101V230L98 231L99 228L97 229V231L99 233H97V231H95L96 228H97L96 227L97 225L94 226L95 228H92V229L88 228L89 226H91V224H95L96 222H98V224L99 223L102 224L104 221L107 222L108 221L107 220L108 217L103 219V218H101L103 216H101L99 218V215L96 214V215H98V219L97 218L93 219V220L97 219L96 222L93 221L94 223H87L85 221V219L82 217V215L80 214L79 219L80 218L81 219L79 220L77 218L78 220H76L77 226L79 225V229H80V230L77 229L79 233L77 232V230L75 231L77 233V235L80 234L83 231L84 232L87 231V233L89 232V234H90V232L93 231V230L97 234L93 233L94 235L92 237L87 238L88 237L87 236L86 238L81 239L80 243L78 242V244L72 243L73 246L71 247L70 252L66 256L67 261L65 262V264H68V263L69 264H130L132 261L129 262L127 260L128 257L126 255V253H127L126 252L127 251L126 243H128V241L130 243V240L125 242L127 237H129V236L131 237L132 235L139 234L137 226L138 227H143L145 225L146 218L144 219V217H146L147 215H148L147 218H149V221L151 220L153 222V224H154L155 222H158L159 219L163 220V217L166 214V207L165 206L160 208V209H158V210H156V211H153V212H151V209H150L149 211H145L144 210V211L139 213V210L146 209V207L140 209ZM242 206H245V205H242ZM149 207H150V205H149ZM150 208L154 209V206L150 207ZM155 209H157V208H155ZM168 211L169 210H167V212ZM86 214L88 215V213H86ZM96 215H94V216H96ZM94 216H92V217H94ZM106 216H107V214H105V217ZM82 219H84V220H82ZM113 220L111 221V223L113 222ZM133 220H134V218H133ZM132 224H131V226H132ZM150 224H152V223H150ZM156 225H159V224H156ZM110 226H111V224H110ZM155 226H154V228H155ZM105 228H107V230ZM132 228H134V227H132ZM118 231H120V230H118ZM158 231H160V230H158ZM113 233H115L116 235H114ZM239 234H240V232H239ZM140 235H141V233H140ZM227 235H225V236H227ZM73 239L75 240V238H73ZM73 239H72V242H73ZM138 239L141 242L145 241V237L144 236H142V237L138 236ZM208 240H209V238L207 237V241ZM133 241H134V239H133ZM215 241H216V239H215ZM215 241H213V242L210 241L209 242L208 249H211V248L214 247V245L216 244V243L214 244ZM132 243L134 244L135 242H132ZM130 245H132V244H130ZM144 245H145V243H144ZM189 245H190V243H189ZM215 246H217V245H215ZM187 247H188V245H187ZM186 248H184V249H186ZM257 249H260V248H257ZM111 250L114 253H112ZM186 250H188V248ZM108 251H110V254H108ZM260 251H262V250H260ZM139 253H141V252H139ZM156 254L157 253H155V255ZM188 254H189V252H188ZM173 255H174L175 259H176V263H178V261H179V259L181 257H185V256H182V252L174 251L173 249L171 250L170 248L168 249V247L166 249L162 248V249H160V254L156 256V264H163L164 262H167V260L170 261V259L173 257ZM66 258H65V260H66ZM144 258H145V256H144ZM152 260H153V258H152ZM182 261L184 262V260H182ZM194 261H195V259H194ZM137 262L139 264L140 261H137ZM151 262L153 263L154 260L151 261ZM183 262H181V264ZM260 264H264V258H263L262 263H260Z\"/></svg>",
  "mask_w": 264,
  "mask_h": 264
},
{
  "label": "snow or ice",
  "instance_id": "3",
  "mask_svg": "<svg viewBox=\"0 0 264 264\" xmlns=\"http://www.w3.org/2000/svg\"><path fill=\"white\" fill-rule=\"evenodd\" d=\"M114 6V5H113ZM11 93H9V95H10ZM7 99V96H4V97H0V107H2V105H3V101L4 100H6ZM115 196H116V199H117V201H118V203L116 204V205H114V206H120L121 204H123V203H125V201L123 200V199H121V197H120V194H114Z\"/></svg>",
  "mask_w": 264,
  "mask_h": 264
}]
</instances>
